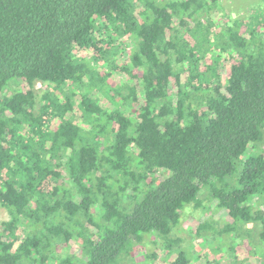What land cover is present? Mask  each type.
<instances>
[{
    "label": "trees",
    "instance_id": "1",
    "mask_svg": "<svg viewBox=\"0 0 264 264\" xmlns=\"http://www.w3.org/2000/svg\"><path fill=\"white\" fill-rule=\"evenodd\" d=\"M187 206L264 260V5L0 0V264H194Z\"/></svg>",
    "mask_w": 264,
    "mask_h": 264
},
{
    "label": "rangeland",
    "instance_id": "2",
    "mask_svg": "<svg viewBox=\"0 0 264 264\" xmlns=\"http://www.w3.org/2000/svg\"><path fill=\"white\" fill-rule=\"evenodd\" d=\"M219 3L222 8L223 20L227 18V16L230 19H241L253 15L254 9L258 8L260 5H264V0H219ZM45 88V83L36 81L33 90L35 93L39 94L42 93ZM73 116L75 117V121H78L80 119V112L75 111ZM200 196L202 197L203 195L200 194ZM203 200V203L210 205L207 200L204 198ZM211 208L212 209L209 211V209H200L197 206H187L182 215V222L180 224L182 229L179 231L180 235L183 237L182 246L189 250L194 259V264H264V260H261L259 257H256L254 262L242 258L244 256L243 251H241L240 259H233L228 253L227 244L229 243V236L226 234H217L212 230L207 231V236H197L195 234V228L205 219L212 220L213 224L217 227L222 226L224 220H229V218L225 216V213L214 210L213 207ZM8 217L6 209L0 207V223L7 220ZM146 240L147 239H145V241ZM143 244L146 245V243H140V245ZM216 246H218V251H211V248ZM139 247L138 248L145 253V249H143L142 246ZM141 253L136 255V261L137 259L140 260V258H143ZM163 258L164 250H161L155 261L151 262L147 260V262L148 264H150V262L151 264H160Z\"/></svg>",
    "mask_w": 264,
    "mask_h": 264
}]
</instances>
